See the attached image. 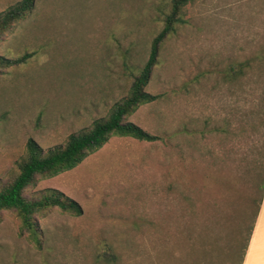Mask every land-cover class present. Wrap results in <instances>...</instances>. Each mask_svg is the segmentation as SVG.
Returning <instances> with one entry per match:
<instances>
[{"label": "rangeland", "instance_id": "rangeland-1", "mask_svg": "<svg viewBox=\"0 0 264 264\" xmlns=\"http://www.w3.org/2000/svg\"><path fill=\"white\" fill-rule=\"evenodd\" d=\"M22 0H0V14ZM164 0H36L0 40L24 64L0 71V180L33 139L44 150L106 118L128 95L161 31ZM161 48L147 91L158 99L128 121L154 142L112 138L77 168L39 179L80 216H38L42 246L0 214V264H231L259 199L264 155V0H196ZM250 65L236 81L228 70ZM107 247L116 256L100 262ZM239 258V257H238ZM239 259H236L238 261Z\"/></svg>", "mask_w": 264, "mask_h": 264}, {"label": "trees", "instance_id": "trees-1", "mask_svg": "<svg viewBox=\"0 0 264 264\" xmlns=\"http://www.w3.org/2000/svg\"><path fill=\"white\" fill-rule=\"evenodd\" d=\"M36 0H22L6 12L0 14V40L11 29L23 21L33 10ZM196 0H164L157 9L159 21L162 22L161 31L151 43L148 60L139 69L138 73L131 71L133 81L128 95L116 103L108 116L96 120L93 125L69 137L63 146L44 150L33 139L28 141L25 158L17 165V171L8 181L0 180V214L14 213L21 224L22 234L37 248H41L42 239L38 227V216L52 209H59L63 213L74 216L82 214L81 206L61 191L48 189L31 196L27 190L36 185L39 179L53 178L63 172L77 168L88 157L101 150L112 138H133L143 142H154L157 137L151 135L140 126L128 121L142 106L153 103L158 99L147 91L156 67L160 62L163 44L178 29L187 23L186 9ZM29 54L12 60L0 55V71L14 65L26 63ZM249 62L236 63L230 66L228 78L238 80ZM255 188L259 191V199H253L252 204L257 205L251 227L244 241L240 239L236 245V252L231 264H243L249 242L257 221L261 205L264 200V155L259 163ZM239 257V258H238ZM100 262H113L116 256L111 247H107L98 255ZM236 259H239L236 261Z\"/></svg>", "mask_w": 264, "mask_h": 264}, {"label": "crops", "instance_id": "crops-1", "mask_svg": "<svg viewBox=\"0 0 264 264\" xmlns=\"http://www.w3.org/2000/svg\"><path fill=\"white\" fill-rule=\"evenodd\" d=\"M243 264H264V200L255 223Z\"/></svg>", "mask_w": 264, "mask_h": 264}]
</instances>
